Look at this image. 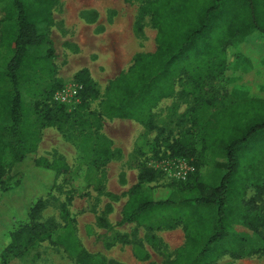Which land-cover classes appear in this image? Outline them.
Segmentation results:
<instances>
[{"label":"rangeland","instance_id":"374dc122","mask_svg":"<svg viewBox=\"0 0 264 264\" xmlns=\"http://www.w3.org/2000/svg\"><path fill=\"white\" fill-rule=\"evenodd\" d=\"M146 1L55 0L49 38L54 47L56 73L41 79L38 87L31 88L26 96L27 103L34 107L43 102L44 95L55 97L60 90L74 85L82 89V82L76 80V75L79 70L88 68L101 98L91 100L85 111L78 109L80 102L67 105L66 111L72 116L71 123L83 119L95 124L97 117L100 127L77 123L79 128L72 124L64 132L55 127L43 128L36 154L16 167L12 178L5 177L4 187L8 192H0V223L7 224L3 230L6 235L17 221L21 207L30 206L40 191L38 185L50 178L48 173L34 166L33 160L63 159L70 168L68 175L57 179L51 195L44 197L46 207L41 221L55 228L50 238L39 242L23 256L11 258L9 264H83L87 258L89 264H171L186 248L187 227L197 208L185 206L181 200L195 183L198 168L205 181L214 182L215 166L223 160L219 152L203 147L202 133L209 118L207 112H203L204 118L195 120L196 102L187 93L190 89L188 79L186 76L177 78L176 93L154 109L155 130H148L139 122L114 119L103 104L111 81L127 72L138 55L157 51V29L151 16L139 21ZM261 1L257 0V7H260H255V19L258 28L264 30V0L262 6ZM3 16L0 9V21ZM138 26L142 27L141 31ZM261 30H256L255 35L264 39ZM235 43L230 41L228 48V69L203 93L206 99L216 97L217 110L224 103L236 101V110L229 112V115L232 113L229 119L236 116L243 130H247L264 118V94L261 98L258 91H252L243 97L241 92L250 88L247 66L250 70L254 66L264 69V59H261L264 58V40L253 41L251 53L249 47L244 49L248 52L246 68L236 52L240 47L234 49ZM193 52L191 48L186 54ZM202 106L204 110L205 105ZM34 122L39 128L36 118ZM5 123L6 115L0 110V125ZM237 124L227 121L222 128L234 130ZM94 131L111 142L113 158L105 166L94 163ZM174 141L195 150L193 158L185 159L194 169L186 181L174 179L162 171L167 162L175 159L169 150ZM236 157L237 168L232 181L241 179L244 183V193L240 186L234 187L236 201L244 194L242 202L237 203V214H242L244 203L252 202L255 211L248 212L249 216L264 217V131L238 149ZM14 158L9 140L0 138V160L9 164ZM145 169L153 170L155 179L141 183L142 191L154 190L158 198L171 194L173 205L162 218L152 216L145 225L118 226L130 191L139 183L138 177ZM200 220L205 227L192 237L195 245L208 242L211 231L216 232L210 224L213 222L210 214L203 215ZM231 227L229 235L212 242L196 264H209L210 261V264H264V228L256 233L242 223V218ZM243 238L245 243L236 248L237 241ZM226 243H229L228 248H224ZM187 260L188 255L183 264Z\"/></svg>","mask_w":264,"mask_h":264},{"label":"trees","instance_id":"16d2710c","mask_svg":"<svg viewBox=\"0 0 264 264\" xmlns=\"http://www.w3.org/2000/svg\"><path fill=\"white\" fill-rule=\"evenodd\" d=\"M261 3L263 0L259 3L262 6ZM54 4L55 0H0V9L4 14L0 21V110L7 118V123L0 125V138L9 140L15 157L9 164L0 160V192L3 193L8 192L4 187L5 177L8 175V178H12L14 169L27 157L36 154L43 128L55 127L64 132L72 124L79 128L77 123L80 126L96 125L97 129L100 127L97 117L95 124L83 119L71 123L72 116L66 111V106L57 104L54 95H44L43 102L36 103L34 107L27 103L26 96L31 88L38 87L41 79L56 73L54 47L49 38V29L54 23ZM255 7L257 0H147L139 21L151 16L157 29V51L138 55L127 72L109 83L103 101L112 118L139 122L146 129L155 130L154 109L176 93L175 80L186 76L190 86L187 93L196 102L195 120L204 118L203 112L208 114L209 120L204 126L201 141L205 150L219 152L223 160L215 166L214 182L205 181L199 175L198 168L195 183L182 198L181 204L194 206L197 212L187 227L186 248L171 264H183L187 255L185 264H196L212 242L229 235L231 225L237 224L239 218L256 233L264 228V217L249 216L248 212L255 211L252 202L244 203L242 214H237V203L242 202L244 194L236 201L234 187L240 186L244 193V183L241 179L232 181L237 168L236 151L255 134L264 131V118L243 130L244 126L236 121V116L229 119L232 114L229 115V112L236 110V101L224 103L217 110L216 97L206 99L203 93L228 69L230 41L238 42L252 31L261 30L255 19ZM138 30L141 31L142 27L138 26ZM191 48L194 52L186 54ZM213 68H217V71ZM76 80L82 82L78 109L85 111L89 102L99 100L101 94L88 70L78 72ZM202 105H205L204 110ZM244 114L247 116V111ZM35 118L39 128H36ZM227 121L238 123V128H222ZM93 138L94 163L105 166L113 158L111 142L99 136L97 131H94ZM169 150L173 158L189 160L195 155L194 149L177 141L169 145ZM33 162L50 178L43 185H38L40 191L34 196V202L21 207L17 221L6 235L3 230L7 224L0 223V264H9L11 258L23 256L39 242L49 239L55 229L41 221L46 207L44 197L51 195L57 179L61 175H68L70 168L63 159L50 162L35 158ZM138 179L139 183L130 191L118 226L132 223L145 225L152 216L162 218L173 205L171 194L158 198L154 190L142 191L141 183L154 181L153 170L145 169ZM38 193L43 194L40 197ZM207 213L212 217L210 224L216 232L211 231L208 242L195 245L192 237L203 231L205 226L200 219L203 215H209ZM237 242L236 248H239L245 239ZM228 245L226 243L224 248H228ZM88 261L89 258L83 264H89Z\"/></svg>","mask_w":264,"mask_h":264},{"label":"built area","instance_id":"2783aa9c","mask_svg":"<svg viewBox=\"0 0 264 264\" xmlns=\"http://www.w3.org/2000/svg\"><path fill=\"white\" fill-rule=\"evenodd\" d=\"M80 90L81 88L75 85L69 88H64L56 93L54 101L57 104L65 106L72 104L73 102H75V104H79ZM162 171L174 179L186 181L194 169L185 159L175 158L167 162V164L162 167Z\"/></svg>","mask_w":264,"mask_h":264},{"label":"crops","instance_id":"0c3cea01","mask_svg":"<svg viewBox=\"0 0 264 264\" xmlns=\"http://www.w3.org/2000/svg\"><path fill=\"white\" fill-rule=\"evenodd\" d=\"M256 32L258 31H252L250 34H248L247 36L243 37L240 41L236 42L235 43V47L234 49H238V51L236 50V52H238V57H240V59H242V62L245 64V68H246V63L245 61L246 60V55L248 52H245L244 49L249 47L250 48V53L252 52L251 50V44L253 41H255V43L259 42V41H263L264 39L255 35ZM241 48L243 50H241ZM261 59H264V58H261ZM263 67V66H262ZM248 68V72L250 73V80L249 81V86L250 88L249 89H243L241 92L243 94V97L247 94V93H252V91H258L257 94L260 95V97L262 98V94H264V76H261L262 74H264V69L260 70L257 69L256 66L252 67L254 69L250 70V68L247 66ZM84 69H87L88 71H90L88 68H83L81 70H79L78 72L84 70ZM246 74V72H243ZM253 74V75H252ZM90 75L92 77V79L94 80L93 78V75L91 74L90 72Z\"/></svg>","mask_w":264,"mask_h":264}]
</instances>
